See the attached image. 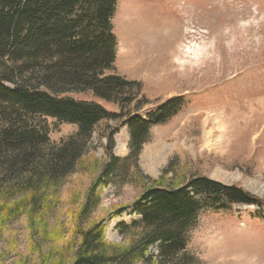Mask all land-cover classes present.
<instances>
[{"label": "rangeland", "instance_id": "374dc122", "mask_svg": "<svg viewBox=\"0 0 264 264\" xmlns=\"http://www.w3.org/2000/svg\"><path fill=\"white\" fill-rule=\"evenodd\" d=\"M111 23L114 72L139 83L133 103L139 115L175 97L182 96L185 105L167 123L150 128L138 169L132 161L121 166L120 178L92 191L84 209L108 159L110 129L119 127L113 154L123 159L129 153V131L119 120L98 124L72 172L49 180L38 198L28 177L2 166L0 264L68 263L80 233L97 224L107 243L127 246L132 230L125 229L141 217L122 209L154 182L169 188L206 177L264 200V0H119ZM69 96L119 112L90 92ZM33 119L48 138L41 154L77 133L72 124ZM154 150L163 156L151 168L145 155ZM259 212L245 205L202 210L187 231L193 264H264ZM150 254L155 256V246Z\"/></svg>", "mask_w": 264, "mask_h": 264}, {"label": "trees", "instance_id": "16d2710c", "mask_svg": "<svg viewBox=\"0 0 264 264\" xmlns=\"http://www.w3.org/2000/svg\"><path fill=\"white\" fill-rule=\"evenodd\" d=\"M118 1L0 0V169L5 166L28 177L26 183L36 188L33 197L43 194L49 180L72 172L98 124L119 120L129 131V153L123 159L113 154L119 127L110 129L107 162L92 182L83 209L89 207L92 191L114 184L128 162L136 164L150 128L167 123L185 105L182 96L175 97L139 115L140 106L133 104L139 83L114 72L111 21ZM87 92L119 112L69 96ZM38 116L75 125L77 133L60 148L41 154L48 138L34 122ZM154 183L122 209L141 217L125 229L132 230L127 246L107 243L103 225H91L80 233L73 258L65 264H193L186 253L187 231L202 210L256 206L264 219V200L235 186L206 177L169 188ZM154 246L155 256L150 254Z\"/></svg>", "mask_w": 264, "mask_h": 264}, {"label": "bare ground", "instance_id": "6f19581e", "mask_svg": "<svg viewBox=\"0 0 264 264\" xmlns=\"http://www.w3.org/2000/svg\"><path fill=\"white\" fill-rule=\"evenodd\" d=\"M156 149V148H155ZM149 151V150H148ZM146 160L147 161V165L151 168H153L156 163L159 162V159H161V157L163 156V154L160 152V150H154L152 154L149 155H145Z\"/></svg>", "mask_w": 264, "mask_h": 264}]
</instances>
